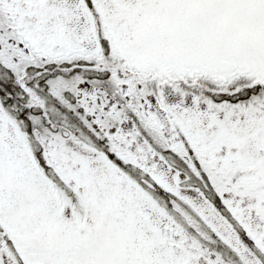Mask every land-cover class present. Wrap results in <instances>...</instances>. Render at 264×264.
<instances>
[{"label":"snow or ice","instance_id":"snow-or-ice-1","mask_svg":"<svg viewBox=\"0 0 264 264\" xmlns=\"http://www.w3.org/2000/svg\"><path fill=\"white\" fill-rule=\"evenodd\" d=\"M0 264H264V0H0Z\"/></svg>","mask_w":264,"mask_h":264}]
</instances>
